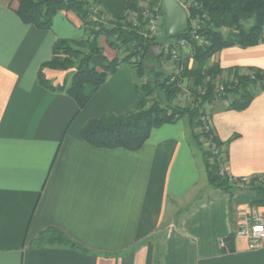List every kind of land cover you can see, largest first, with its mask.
<instances>
[{
	"label": "crops",
	"instance_id": "0c3cea01",
	"mask_svg": "<svg viewBox=\"0 0 264 264\" xmlns=\"http://www.w3.org/2000/svg\"><path fill=\"white\" fill-rule=\"evenodd\" d=\"M91 1L106 18L128 13L129 0ZM17 3L0 0V264H264V241L250 250L235 235L239 213L252 206L264 213V205L250 189L226 192L209 182L205 146L193 142L187 118L153 129L136 152L98 149L79 138L89 120L135 111V74L124 65L94 92L85 88L91 97L78 110L67 94L39 84L37 73L62 40L84 47L85 28L65 11L50 29L24 24ZM209 65L222 71V81L232 77L229 70H264V43L225 48ZM43 73L53 85L67 75ZM214 104L210 126L228 173L264 175V91L242 111ZM48 228L88 253L36 245Z\"/></svg>",
	"mask_w": 264,
	"mask_h": 264
},
{
	"label": "trees",
	"instance_id": "16d2710c",
	"mask_svg": "<svg viewBox=\"0 0 264 264\" xmlns=\"http://www.w3.org/2000/svg\"><path fill=\"white\" fill-rule=\"evenodd\" d=\"M185 1L190 3L187 10L188 21H199L198 34L203 37L204 43L190 41V51L187 54L194 66L179 70L181 76L177 78L160 70H146L145 60L152 55L153 48L159 46L157 39L142 34L126 16L113 18L106 25L97 27V23L91 19V9L95 5L91 0H18L14 12L24 24L50 29L55 15L65 11L74 14L85 28L88 37L84 40L86 48L83 51L62 40L56 49L57 54L43 63L37 73L39 84L50 91L67 94L75 101L78 110L86 106L91 93L120 67L128 65L135 74V86L140 97L135 111L125 116L105 114L99 119L89 120L79 132L81 140L98 149L136 152L147 142L153 129L174 124L183 118L192 123L198 121L201 112L205 110L203 106L214 103H227L226 110H245L264 91L262 69L249 68L247 74L239 76L229 70L228 74L232 77L219 87L215 82L222 71L209 65L212 58L225 48L245 49L264 43V3L261 0ZM127 11L140 12V8L134 0H129ZM188 34L189 29L175 39L184 38ZM104 36L110 50L118 53L124 49V57L108 58L105 55L104 49L97 42L99 37ZM162 56L163 53L157 58L161 59ZM173 62L178 63V60ZM44 69L72 72L70 77L64 78L62 84L53 85L45 77ZM187 78L191 79L194 103L182 108L173 104V100L179 93V83H187ZM87 87L92 89L91 93H85ZM221 88L222 91H219ZM201 133L192 131L191 137L195 144L201 148V138H204L216 144L224 154L222 143L217 142L211 128ZM203 158L209 182L217 189L230 191L233 185L211 172L205 154ZM250 191L260 198L256 204L264 205V187H254ZM35 244L67 247L88 253L62 231L54 228L41 233Z\"/></svg>",
	"mask_w": 264,
	"mask_h": 264
},
{
	"label": "built area",
	"instance_id": "2783aa9c",
	"mask_svg": "<svg viewBox=\"0 0 264 264\" xmlns=\"http://www.w3.org/2000/svg\"><path fill=\"white\" fill-rule=\"evenodd\" d=\"M264 3V0H261ZM160 2L149 4L145 1L143 7L140 8V12L131 11L126 14L128 21L135 27L143 31L145 36H148V31L156 33L158 29L163 27L164 16L160 9ZM190 7V3L185 7L186 10ZM188 17V12H187ZM147 27V28H146ZM189 34L188 36L176 40V43L171 48L172 60H178L179 54H187L190 51V41L194 40L199 44L204 43L203 37L198 34L199 21L197 19H191L188 21ZM186 30V31H187ZM150 34V33H149ZM184 95H189L185 85L182 87ZM200 92V89H198ZM222 91V88L219 89ZM199 122L202 123L201 132L208 131L211 128L210 119L205 114H202L199 118ZM207 150L210 151L211 157L217 162L216 175L221 179H227L230 184L235 187H244L251 189L254 187H264V175H255L253 177H234L227 171V161L225 154L220 151L216 144H208ZM235 235L247 240L248 249L254 250L262 246L264 241V213H260L257 207L252 206L248 212H241L238 215V229ZM224 239L220 240V247L225 248Z\"/></svg>",
	"mask_w": 264,
	"mask_h": 264
},
{
	"label": "rangeland",
	"instance_id": "374dc122",
	"mask_svg": "<svg viewBox=\"0 0 264 264\" xmlns=\"http://www.w3.org/2000/svg\"><path fill=\"white\" fill-rule=\"evenodd\" d=\"M147 2H149V4H154L157 3L158 0H146ZM179 2V4L185 9V7L189 4L187 1L185 0H177ZM139 8L143 7V3H138L137 4ZM92 14H91V19L93 22L97 23V27L99 25H106L108 23V21H110V18H106L103 14L98 13V11L92 7ZM186 10V9H185ZM187 12V10H186ZM100 14V15H99ZM163 14V13H162ZM164 16V15H163ZM165 20V18H164ZM147 28V27H146ZM148 31V36L149 37H156L157 39V43L159 46H156L153 48L152 50V55H150L148 58H146L145 60V67L146 70L149 71L151 69H155V70H160L163 71L166 75H175V77H180L181 74L179 72V70L184 69V68H190L194 66V63H192L191 59L188 57V54L185 55V53H180L179 54V59H178V63H174L172 60V56H171V48L173 47V45L176 43V37L173 39H166L165 38V34H164V23H163V27H161V29L154 33V32H150ZM143 31H141L142 33ZM150 33V34H149ZM143 34V33H142ZM106 39L105 36L104 37H99L98 38V44L99 46H103L102 48L105 51V54L109 57H111V55L109 54H113L115 56H118L120 59L122 57H124V55L126 54V52L124 51V49H121V51L114 52L112 50H110V48L107 46L106 44ZM85 44V42H84ZM75 47V46H73ZM77 49L80 50H84L86 48V45H84V47H75ZM159 52V53H158ZM158 53V54H157ZM163 53V56L161 57V59L157 58L158 55H161ZM170 54V56H169ZM182 54V55H181ZM127 67H129L128 65H125ZM181 67V68H180ZM67 75L66 77H70L71 72L72 71H66ZM65 77V78H66ZM174 79V77H173ZM187 83L185 81L180 82L179 83V93H177V95L175 96L174 100H173V104L175 105H179L182 108H186L188 106L193 105L194 103V96H193V92L191 90V79L187 78ZM144 82V81H143ZM225 81L219 80L217 79L215 82V85L221 87L222 84H224ZM185 85L186 89L189 92V95H184L183 91H182V87ZM190 87V88H189ZM220 105V104H218ZM217 104H211V105H205L203 107H205V110H203L201 112V114H205L206 116L209 117V119L211 118V114L213 113V111L215 112L216 110H218V106ZM189 120V119H188ZM190 122V121H189ZM191 124V128L192 131H194L197 134H202L201 131L202 130V123L199 122V120H195L192 122H190ZM201 143H203V145L205 146V150L203 149L202 151H204L203 153H205L206 159L209 161V169L211 168V172L213 171V173L216 175V170H217V162L216 160H213L210 154V151L207 150L208 144H210V141L205 140L204 138H201ZM213 144V143H212ZM223 151V149H222Z\"/></svg>",
	"mask_w": 264,
	"mask_h": 264
},
{
	"label": "water",
	"instance_id": "95a60500",
	"mask_svg": "<svg viewBox=\"0 0 264 264\" xmlns=\"http://www.w3.org/2000/svg\"><path fill=\"white\" fill-rule=\"evenodd\" d=\"M160 9L164 15V34L166 39H173L186 32L188 17L186 10L177 0H161Z\"/></svg>",
	"mask_w": 264,
	"mask_h": 264
}]
</instances>
